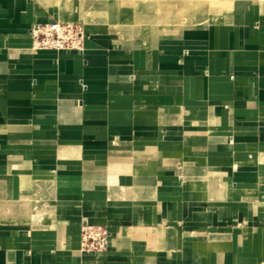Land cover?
I'll list each match as a JSON object with an SVG mask.
<instances>
[{"label":"crops","instance_id":"0c3cea01","mask_svg":"<svg viewBox=\"0 0 264 264\" xmlns=\"http://www.w3.org/2000/svg\"><path fill=\"white\" fill-rule=\"evenodd\" d=\"M55 20L0 0V264H264V0L155 47Z\"/></svg>","mask_w":264,"mask_h":264},{"label":"rangeland","instance_id":"374dc122","mask_svg":"<svg viewBox=\"0 0 264 264\" xmlns=\"http://www.w3.org/2000/svg\"><path fill=\"white\" fill-rule=\"evenodd\" d=\"M38 1L51 8L59 21L79 24L87 35L155 47V43L185 41L184 29L185 32L195 31L213 22L232 20L247 6L261 0H184V3L181 0ZM173 3L177 5H173L176 6L175 13L171 9ZM221 8L225 9L218 13ZM170 11L171 15L166 17ZM206 18L208 21L200 24L201 19ZM173 28L181 29V32L172 33Z\"/></svg>","mask_w":264,"mask_h":264},{"label":"built area","instance_id":"2783aa9c","mask_svg":"<svg viewBox=\"0 0 264 264\" xmlns=\"http://www.w3.org/2000/svg\"><path fill=\"white\" fill-rule=\"evenodd\" d=\"M31 36L35 49L83 52L87 34L79 24L55 20L34 23ZM110 234L111 231L106 225L85 222L81 230L82 250L92 255L101 253L108 245Z\"/></svg>","mask_w":264,"mask_h":264},{"label":"bare ground","instance_id":"6f19581e","mask_svg":"<svg viewBox=\"0 0 264 264\" xmlns=\"http://www.w3.org/2000/svg\"><path fill=\"white\" fill-rule=\"evenodd\" d=\"M181 2H183L184 3V0H181ZM172 6H171V9H172V11L174 10V13L176 12V10L174 9V8H176V4H171ZM173 5H176V6H173ZM185 6V5H184ZM184 11H185V9H184ZM171 13V11L170 12H168V13H166V17H169V15H171L170 14ZM125 14V13H124ZM172 15H175V14H172ZM165 16V15H164ZM165 17V18H166ZM130 19V18H129ZM149 20V19H148ZM129 22V21H128ZM173 23V22H172ZM126 24V23H125ZM132 24V23H131ZM135 24V23H134ZM182 24H180V26H181ZM113 27V26H112ZM178 28V27H177ZM183 28V25L181 26V29ZM175 28H173V30H172V33H177V32H181V29H180V31H177V29H175ZM141 30V29H140ZM134 31V30H133ZM129 32H132L131 30H129ZM159 32V31H158ZM160 33H161V31H160Z\"/></svg>","mask_w":264,"mask_h":264}]
</instances>
